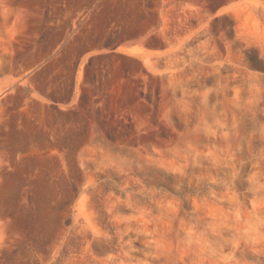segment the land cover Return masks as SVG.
I'll use <instances>...</instances> for the list:
<instances>
[{"label": "rangeland", "instance_id": "rangeland-1", "mask_svg": "<svg viewBox=\"0 0 264 264\" xmlns=\"http://www.w3.org/2000/svg\"><path fill=\"white\" fill-rule=\"evenodd\" d=\"M0 189V264H264V0H0Z\"/></svg>", "mask_w": 264, "mask_h": 264}, {"label": "bare ground", "instance_id": "bare-ground-1", "mask_svg": "<svg viewBox=\"0 0 264 264\" xmlns=\"http://www.w3.org/2000/svg\"><path fill=\"white\" fill-rule=\"evenodd\" d=\"M138 35L140 34V33H142V30L141 29H139L138 30ZM144 44L147 46V47H150V46H153V42H152V39H150V38H147V39H145L144 40ZM156 59V58H155ZM153 61H154V59H153ZM134 69V68H133ZM135 70V69H134ZM144 70V69H143ZM162 85V84H161ZM137 87V85L136 84H134V85H132L131 87H130V91L131 92H133L134 91V89ZM11 90H15V87L13 86L12 88H11ZM137 90V89H136ZM138 97V96H137ZM127 100V99H126ZM125 101V100H124ZM135 101V100H134ZM7 142V141H6ZM58 143V142H57ZM29 144V143H28ZM34 147H35V145H34ZM45 153V152H44ZM76 167V166H75ZM78 168V167H77ZM2 193H3V190L2 189H0V197H1V195H2ZM0 205H1V203H0Z\"/></svg>", "mask_w": 264, "mask_h": 264}]
</instances>
